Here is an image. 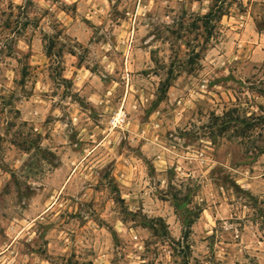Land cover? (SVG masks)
<instances>
[{"label": "rangeland", "instance_id": "rangeland-1", "mask_svg": "<svg viewBox=\"0 0 264 264\" xmlns=\"http://www.w3.org/2000/svg\"><path fill=\"white\" fill-rule=\"evenodd\" d=\"M0 264H264V0H0Z\"/></svg>", "mask_w": 264, "mask_h": 264}, {"label": "built area", "instance_id": "built-area-1", "mask_svg": "<svg viewBox=\"0 0 264 264\" xmlns=\"http://www.w3.org/2000/svg\"><path fill=\"white\" fill-rule=\"evenodd\" d=\"M126 121H127V118L125 114H119L115 116L114 118H112L110 125L115 128H120L123 125H125Z\"/></svg>", "mask_w": 264, "mask_h": 264}, {"label": "trees", "instance_id": "trees-1", "mask_svg": "<svg viewBox=\"0 0 264 264\" xmlns=\"http://www.w3.org/2000/svg\"><path fill=\"white\" fill-rule=\"evenodd\" d=\"M210 15L214 16L217 19H221L224 16V14H219L218 12H212Z\"/></svg>", "mask_w": 264, "mask_h": 264}, {"label": "crops", "instance_id": "crops-1", "mask_svg": "<svg viewBox=\"0 0 264 264\" xmlns=\"http://www.w3.org/2000/svg\"><path fill=\"white\" fill-rule=\"evenodd\" d=\"M92 75V74H91Z\"/></svg>", "mask_w": 264, "mask_h": 264}]
</instances>
